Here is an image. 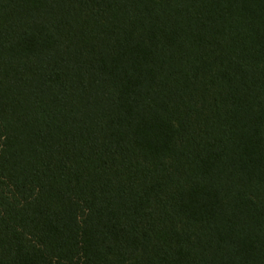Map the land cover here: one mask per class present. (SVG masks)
I'll return each mask as SVG.
<instances>
[{"label": "trees", "instance_id": "trees-1", "mask_svg": "<svg viewBox=\"0 0 264 264\" xmlns=\"http://www.w3.org/2000/svg\"><path fill=\"white\" fill-rule=\"evenodd\" d=\"M0 264H264V0H0Z\"/></svg>", "mask_w": 264, "mask_h": 264}]
</instances>
